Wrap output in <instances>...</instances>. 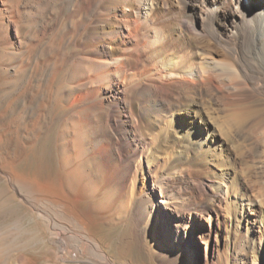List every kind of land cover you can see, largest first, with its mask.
Segmentation results:
<instances>
[{
  "label": "bare ground",
  "instance_id": "bare-ground-1",
  "mask_svg": "<svg viewBox=\"0 0 264 264\" xmlns=\"http://www.w3.org/2000/svg\"><path fill=\"white\" fill-rule=\"evenodd\" d=\"M59 32L72 52L51 99L57 71L47 95L31 78H42L39 52ZM12 94L40 96L36 117L57 110L71 177L86 166L94 185L117 189L147 264H264V0H0V104ZM2 172L38 185L45 201L67 195L38 168ZM56 178L62 188V168ZM31 206L56 245L50 264H134ZM24 231L0 228V264H37Z\"/></svg>",
  "mask_w": 264,
  "mask_h": 264
},
{
  "label": "rangeland",
  "instance_id": "rangeland-1",
  "mask_svg": "<svg viewBox=\"0 0 264 264\" xmlns=\"http://www.w3.org/2000/svg\"><path fill=\"white\" fill-rule=\"evenodd\" d=\"M51 18L52 16L49 15V19ZM59 34L60 32L54 35L52 40L40 50L41 53L39 52V58L44 62V65L40 68L42 78L38 75H34L35 77L32 76L31 78L33 81L32 86L35 89L39 88L41 94L47 95L46 81L50 78V75L57 71L48 91V94H50L49 98L51 99L53 95L62 88V85L65 82V75L68 70L62 66L72 52V47L66 45L62 40L63 34ZM48 51L53 55L52 58H54V62H52V64L50 63V66L45 63V61L49 59L47 55ZM139 55L138 59H146L144 54L141 56ZM199 60L200 59L197 61L200 62ZM36 78L41 82L39 85H37L36 80H34ZM13 95L14 94L11 95V98H6L5 101L0 104V228L6 229L12 225L23 228L25 231L22 234V238L27 240V253L29 258L31 260H36L37 264L52 263L57 249L53 241L49 240L50 236L48 237V230L44 223L38 221L35 217L31 203H37L41 208L45 207L44 209L48 213L50 211L49 214L53 217V222H57L56 224L59 225L62 223L61 225L72 227L77 232H84V230H87L92 233L96 239H99L101 243L104 242L102 244L110 248L112 255L128 256L134 264H147L146 262L149 260L150 255L147 254V252L143 253L138 250L137 245L132 238L130 225L127 224L126 214L124 215V211L120 205H116L115 198L117 195V189L106 190L94 185L92 182L93 178L90 174L91 172L87 170L88 168L85 169L86 166L83 167L84 161H82L81 158H78L77 160H79L80 166L83 168H81L79 172L77 171L78 174L75 172L73 178L71 177L70 172L74 170L76 166L73 163L71 164V161L67 159L64 154V145L61 144L63 139L61 138L64 136V129L66 127L60 121H56L55 117L57 116V110L49 106L44 110L42 116L36 117L40 112L37 103L40 96H37V99L31 103L28 102L27 98L26 102L23 103L20 98L12 99ZM23 95L26 96L27 92ZM28 104L33 105H29V107ZM174 124L179 129L189 128L188 123L184 121L183 117L179 114H176ZM59 134L62 136L60 137ZM27 159L30 160V163ZM61 161H63V163ZM7 166L14 167L15 171L18 173L24 169L28 170V167L29 170L31 169L32 171L38 168L43 173L50 176L52 175L51 177L55 182L53 184L57 183L56 188L52 190L57 189V192L62 193V195L64 192V194L67 193V195L58 196V198L54 197L56 202L53 201V198L49 201H45L42 199V195L40 194L41 189H38L39 186L29 181V179L26 178L25 180L24 178L15 177L10 183L2 172V169H6ZM31 166L34 167L32 168ZM59 168H62L63 174L66 177L63 179L65 183H63L62 188H60L59 182L55 180L57 179L56 177ZM208 170H210V168L208 169L207 167V171ZM215 170L217 172L220 171L218 166L215 167ZM67 172H69V174ZM19 178L20 181L18 180ZM22 181L24 184H22ZM24 181H26V183ZM14 187L21 190L20 192H22L27 198L26 201L22 200L20 196L16 194ZM76 187H78V189L82 187L83 191H85L81 192L82 197L80 195V189L77 192L78 189ZM72 192L79 195L78 203H74L71 200L69 194ZM82 193L85 195L83 196ZM44 201L46 203H44ZM80 219L84 221L83 224L81 223L83 226L79 225L78 221ZM86 225H88V228ZM37 233H40L41 235V238L38 240L36 238ZM193 245L196 253H200L202 244L195 241L193 242ZM54 249L55 252L53 251Z\"/></svg>",
  "mask_w": 264,
  "mask_h": 264
}]
</instances>
